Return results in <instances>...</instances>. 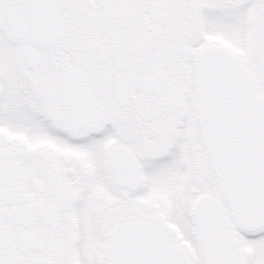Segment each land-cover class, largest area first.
Wrapping results in <instances>:
<instances>
[{"label":"snow or ice","instance_id":"6c2138e0","mask_svg":"<svg viewBox=\"0 0 264 264\" xmlns=\"http://www.w3.org/2000/svg\"><path fill=\"white\" fill-rule=\"evenodd\" d=\"M0 264H264V0H0Z\"/></svg>","mask_w":264,"mask_h":264}]
</instances>
